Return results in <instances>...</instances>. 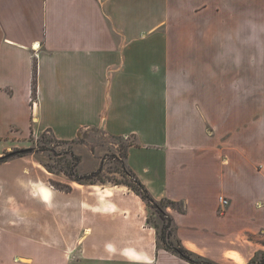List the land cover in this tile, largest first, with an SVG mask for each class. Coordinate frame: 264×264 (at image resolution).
<instances>
[{"label": "crops", "instance_id": "1", "mask_svg": "<svg viewBox=\"0 0 264 264\" xmlns=\"http://www.w3.org/2000/svg\"><path fill=\"white\" fill-rule=\"evenodd\" d=\"M45 130L130 137L127 166L181 205L166 211L183 246L249 262L264 251V0H0V141ZM28 158L26 176L0 172V264H191L127 186L59 188Z\"/></svg>", "mask_w": 264, "mask_h": 264}, {"label": "rangeland", "instance_id": "2", "mask_svg": "<svg viewBox=\"0 0 264 264\" xmlns=\"http://www.w3.org/2000/svg\"><path fill=\"white\" fill-rule=\"evenodd\" d=\"M84 135L85 137L80 139L60 140L51 131L45 130L37 135L30 134L24 139L11 143L7 140H5L6 142L1 140L0 150H2V153L0 157L5 156V159L0 160V172L3 174L14 173V175L20 177L26 176L24 175L26 171L25 165L33 164L32 160L28 158V156H32L43 168H46L45 166L47 165L53 168L55 173L52 175V181L61 188L65 186L64 182H62L65 180H61L62 178L60 177H66V175L58 171V169L64 161L70 160L69 153L74 151L80 156V161L77 165L78 173L94 171L101 166L100 179L103 182L98 180L97 183L101 184L102 182L110 185L117 183L118 185L127 186L125 183L130 182L131 177L126 175L123 167L126 170H131L125 163V151L127 142L132 141V139L130 137L109 136L99 130H89ZM5 144L9 146L3 150ZM10 160L12 164L2 166ZM159 205L164 210L173 206L165 199L159 200ZM174 207H180V204L174 205ZM148 221L151 225L156 226L157 231L160 230L163 224L160 214L154 208H150ZM56 227L58 228V225ZM64 227L65 225L61 224L59 229ZM68 228L72 229L71 226H68ZM260 259L261 256H258L247 264H257ZM259 264H264V261L261 262L260 260Z\"/></svg>", "mask_w": 264, "mask_h": 264}, {"label": "trees", "instance_id": "3", "mask_svg": "<svg viewBox=\"0 0 264 264\" xmlns=\"http://www.w3.org/2000/svg\"><path fill=\"white\" fill-rule=\"evenodd\" d=\"M69 154H70V160L64 161L61 167H59L58 171L63 172L72 181H76L82 184H94L97 183L98 180L103 182V180L100 179L101 166L94 171H90L87 173H78L77 165L80 161V156L76 154L74 151H70ZM125 155H126V151H125ZM4 159L5 156L0 157V160H4ZM45 167L49 172L55 173L52 167L48 165ZM123 169L126 175L131 177V181L125 184L135 193L139 194L150 208L156 209L157 212L160 214L163 220V224L161 225L160 230L157 231V237H158V241L161 243V246L163 248H165L166 250L172 252L173 254L177 255L178 257L182 258L183 260L191 264H221L207 257L199 255L184 247L181 241L174 236V225L172 223V218L166 210L160 207L159 200H156L150 194V192L147 190L145 185L139 180V178L136 176V174L133 171L126 170L124 167ZM61 188L67 189L69 188V186L65 185ZM167 201H169L170 204L173 205L172 207H174V205H179V203L175 201H171V200H167ZM174 208H178L179 210H182L181 205L180 207H174ZM258 256H261L260 259L261 262L264 261V251L258 252L250 261H253ZM259 262H257V264H259Z\"/></svg>", "mask_w": 264, "mask_h": 264}, {"label": "built area", "instance_id": "4", "mask_svg": "<svg viewBox=\"0 0 264 264\" xmlns=\"http://www.w3.org/2000/svg\"><path fill=\"white\" fill-rule=\"evenodd\" d=\"M221 202L225 203V199L221 198Z\"/></svg>", "mask_w": 264, "mask_h": 264}]
</instances>
